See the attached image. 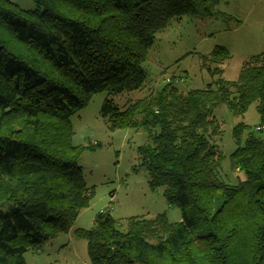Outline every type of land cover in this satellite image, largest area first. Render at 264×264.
Returning <instances> with one entry per match:
<instances>
[{"label":"trees","instance_id":"trees-1","mask_svg":"<svg viewBox=\"0 0 264 264\" xmlns=\"http://www.w3.org/2000/svg\"><path fill=\"white\" fill-rule=\"evenodd\" d=\"M34 1L25 10L0 0V264H27L30 249L68 234L89 207L95 189L79 160L100 144L76 146L72 118L103 92L110 130L148 133L138 153L150 188L163 189L182 220L122 223L101 212L75 232L92 264H264V53L229 81L222 66L231 54L216 47L201 56L213 84L183 93L172 79L120 108L113 97L145 88L157 36L185 17H217L213 0ZM254 103L260 124L234 127L230 155L246 179L229 184L215 110L243 117Z\"/></svg>","mask_w":264,"mask_h":264},{"label":"rangeland","instance_id":"rangeland-1","mask_svg":"<svg viewBox=\"0 0 264 264\" xmlns=\"http://www.w3.org/2000/svg\"><path fill=\"white\" fill-rule=\"evenodd\" d=\"M10 1L25 10L37 8L34 0ZM212 3L217 17H185L157 36L143 65L147 75L145 88L113 97L120 108L128 101L160 91L172 79L183 93L213 84L218 76H212L202 66L201 56L209 55L216 47L226 48L231 54V59L222 66L223 78L229 81L238 79L247 60L264 53V0H213ZM108 97L106 92L96 94L72 118L76 146L100 144L94 150H86L79 160L87 185L95 189L94 198L81 211L68 234L38 249H30L25 254L27 264H92L87 241L76 237L75 232L92 229L96 216L104 211L122 223L131 217H155L163 213L172 223L182 220L181 209L166 201L163 189L150 188L149 173L138 153L139 147L149 144L148 133L135 129L112 131L101 117L102 105ZM215 116L222 127L215 142L225 155L221 179L236 185L246 177L230 169V155L236 149L233 129L241 122L251 127L260 124L257 104L251 105L243 117L233 116L226 106L217 108Z\"/></svg>","mask_w":264,"mask_h":264}]
</instances>
